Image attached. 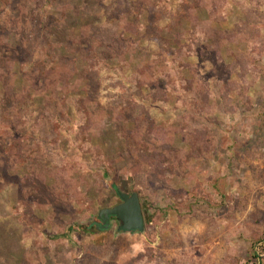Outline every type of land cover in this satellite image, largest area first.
<instances>
[{"label":"rangeland","instance_id":"1","mask_svg":"<svg viewBox=\"0 0 264 264\" xmlns=\"http://www.w3.org/2000/svg\"><path fill=\"white\" fill-rule=\"evenodd\" d=\"M0 264H264V0H0Z\"/></svg>","mask_w":264,"mask_h":264},{"label":"water","instance_id":"2","mask_svg":"<svg viewBox=\"0 0 264 264\" xmlns=\"http://www.w3.org/2000/svg\"><path fill=\"white\" fill-rule=\"evenodd\" d=\"M122 203L108 209L101 210L99 218L115 217L118 221V230L122 232H144L145 221L139 195L117 192Z\"/></svg>","mask_w":264,"mask_h":264},{"label":"flooded vegetation","instance_id":"3","mask_svg":"<svg viewBox=\"0 0 264 264\" xmlns=\"http://www.w3.org/2000/svg\"><path fill=\"white\" fill-rule=\"evenodd\" d=\"M116 194H117V196H119L118 193H116ZM121 203H122V200H121ZM114 222H117V224H118L117 219L115 217L110 216L109 219H105V218L100 219L99 218V222L95 223L94 225L98 231H101L102 229L108 230L109 228H111V226L114 224Z\"/></svg>","mask_w":264,"mask_h":264}]
</instances>
